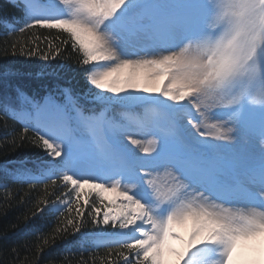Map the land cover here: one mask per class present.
<instances>
[{"label": "snow or ice", "instance_id": "6c2138e0", "mask_svg": "<svg viewBox=\"0 0 264 264\" xmlns=\"http://www.w3.org/2000/svg\"><path fill=\"white\" fill-rule=\"evenodd\" d=\"M14 6L11 31L58 33L12 45L51 67L30 93L0 67L5 139L46 157L39 174L11 160L0 173L65 189L33 216L95 237L79 250L107 248L101 264H264V0Z\"/></svg>", "mask_w": 264, "mask_h": 264}, {"label": "trees", "instance_id": "16d2710c", "mask_svg": "<svg viewBox=\"0 0 264 264\" xmlns=\"http://www.w3.org/2000/svg\"><path fill=\"white\" fill-rule=\"evenodd\" d=\"M15 3L16 0H0V67L6 62H14L25 91L30 93L36 84L48 79L47 73L51 67H46L45 62L38 57L29 59L19 54L13 56L12 45L15 43L17 49L21 44L31 46L35 37L58 33L47 29L26 30L24 33L11 31L13 27L22 26L24 18L23 9L14 6ZM41 47L45 48L46 45L41 44ZM56 63L59 61L53 62ZM133 115L129 114L130 117ZM8 124L15 126L17 134L20 132V123L8 120ZM4 131V120L0 119V162L11 160L13 167L20 166L22 162L23 168L34 175L39 174L46 159L43 151L31 144L14 145L11 136L5 139ZM64 191L63 187H53L51 183L46 191L43 183L32 186L31 182L5 179L0 173V264H82V261L85 264H93L94 261L95 264H101L100 258L108 251L107 248L79 250L81 244L91 247L93 243L99 242L95 237L82 239L79 234L72 236L71 227L68 233H57L55 215L44 218L33 216L39 200L46 196L55 199ZM53 192L55 195H51ZM63 218L60 217L61 220ZM81 231L95 233L98 229L89 222Z\"/></svg>", "mask_w": 264, "mask_h": 264}, {"label": "rangeland", "instance_id": "374dc122", "mask_svg": "<svg viewBox=\"0 0 264 264\" xmlns=\"http://www.w3.org/2000/svg\"><path fill=\"white\" fill-rule=\"evenodd\" d=\"M108 199L113 198L116 194L115 193H105L104 194Z\"/></svg>", "mask_w": 264, "mask_h": 264}]
</instances>
